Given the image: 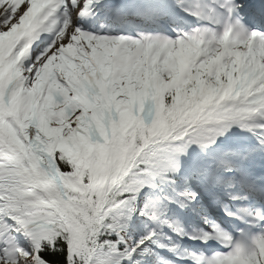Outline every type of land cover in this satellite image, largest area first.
Listing matches in <instances>:
<instances>
[{
  "label": "snow or ice",
  "instance_id": "1",
  "mask_svg": "<svg viewBox=\"0 0 264 264\" xmlns=\"http://www.w3.org/2000/svg\"><path fill=\"white\" fill-rule=\"evenodd\" d=\"M94 5L115 17L129 11L100 0H0V264H150L154 256L170 264L152 245L174 251L158 239L163 228L186 233L165 209L198 198L176 190L181 158L194 146L206 154L222 139L251 138L196 173L211 189L244 186L245 170L264 156V0H176L204 26L175 38L86 31ZM165 7L137 14L162 16ZM44 34L53 38L34 55ZM144 188L161 195L141 209ZM137 212L160 232L126 238ZM251 215L240 218L248 224ZM205 223L211 231L190 238L228 251L190 254L193 264H264V211L239 238Z\"/></svg>",
  "mask_w": 264,
  "mask_h": 264
},
{
  "label": "rangeland",
  "instance_id": "2",
  "mask_svg": "<svg viewBox=\"0 0 264 264\" xmlns=\"http://www.w3.org/2000/svg\"><path fill=\"white\" fill-rule=\"evenodd\" d=\"M230 141V140H228ZM197 155L198 152L195 150V149H190L189 150V155ZM211 165H214V163L211 162ZM166 186V185H164ZM176 187V190L177 191H181L185 188H188V186H185L183 184H179ZM158 190V189H157ZM156 189L155 190H150L148 188H144L143 191L141 192V194L138 196L137 200L135 201L136 205L138 208H143V205L148 201L149 198H151L153 196V192L154 191H157ZM159 191V190H158ZM175 194V193H174ZM173 194V195H174ZM172 195V196H173ZM158 198V196L156 197V199ZM173 208L168 206L165 211H166V218L172 222V223H176L172 220V217H173ZM187 213V215H190L191 218H189V221L190 222H193V223H197L199 224L202 228L207 226V223H205V221H203L201 219V216L199 213L196 212L195 210V203L193 202L191 205H189L187 208L183 209V211L181 212V217L184 218L185 215L184 213ZM141 215L139 214V212L136 213V215L133 217V221H132V224L128 227L127 229V232L125 233V236L126 238H132L133 240H139L142 236H144L148 231L152 230L151 228H148L147 229V225L148 222L146 219H142L140 217ZM152 226L153 228H156L157 229V232L159 233L160 232V229L158 228V226L156 224H154L152 222ZM165 231H167V234L165 233ZM177 233L173 232L172 230L168 229L167 227H164L163 228V232L162 234L160 235L161 236V239L159 240L161 243L163 244H167L169 241L168 240H173L175 239ZM170 238V239H169ZM153 247V250L154 252L159 256L161 257L162 259L166 260V261H169L168 258H166V254H168V250H167V247L166 248H159L158 246L156 245H152ZM190 250H194L196 251L195 249H193L192 247H190ZM189 253V252H188ZM174 257H181L179 258L181 261L180 262H177L175 260H172L170 257V264H187L188 263V260L190 259L189 257L187 256H182V253L181 254H177L175 255ZM151 263L150 264H157V260H156V257H152L151 258Z\"/></svg>",
  "mask_w": 264,
  "mask_h": 264
},
{
  "label": "trees",
  "instance_id": "3",
  "mask_svg": "<svg viewBox=\"0 0 264 264\" xmlns=\"http://www.w3.org/2000/svg\"><path fill=\"white\" fill-rule=\"evenodd\" d=\"M112 239H115V237H112ZM56 254H48V258H53Z\"/></svg>",
  "mask_w": 264,
  "mask_h": 264
},
{
  "label": "bare ground",
  "instance_id": "4",
  "mask_svg": "<svg viewBox=\"0 0 264 264\" xmlns=\"http://www.w3.org/2000/svg\"><path fill=\"white\" fill-rule=\"evenodd\" d=\"M158 239L160 240L161 239V237L160 236H158ZM152 261H150V263H151Z\"/></svg>",
  "mask_w": 264,
  "mask_h": 264
}]
</instances>
